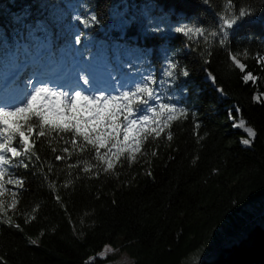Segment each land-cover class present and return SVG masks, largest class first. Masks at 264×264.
<instances>
[{
  "label": "trees",
  "instance_id": "trees-1",
  "mask_svg": "<svg viewBox=\"0 0 264 264\" xmlns=\"http://www.w3.org/2000/svg\"><path fill=\"white\" fill-rule=\"evenodd\" d=\"M233 4L250 5L255 15L231 31L230 43L221 47L170 30L153 37L143 26L150 19L166 29L177 23L212 29L216 14L227 11V0H209L208 5L203 0H0V63L18 40L31 45L33 34L49 37L55 52L69 46L71 15L91 9L102 22L88 32L92 46L111 56L120 48L122 61L138 62L140 70L153 72L163 82L160 91L186 110L166 130L171 140L166 134L149 139L135 163L124 160L115 172L98 177L68 167L78 159L95 163L91 154L56 162L54 156L63 155V141L38 142L43 166L15 170L25 177L18 214L13 215L20 228L0 219V264H86L92 256L91 264H100L96 254L105 245L127 253L133 264H180L213 228L264 195V97L253 99L263 89L257 81L243 83L228 57L230 48L241 53L246 71L256 77L262 72L256 61L264 56V0ZM122 17L128 23H121ZM166 52L178 63V72L190 74H178L171 87L162 77ZM238 119L256 133L249 146L233 126ZM194 264H264V224L250 222L237 240L219 244Z\"/></svg>",
  "mask_w": 264,
  "mask_h": 264
},
{
  "label": "snow or ice",
  "instance_id": "snow-or-ice-1",
  "mask_svg": "<svg viewBox=\"0 0 264 264\" xmlns=\"http://www.w3.org/2000/svg\"><path fill=\"white\" fill-rule=\"evenodd\" d=\"M203 3L208 5L209 0H203ZM75 7L83 6L77 4ZM254 15L250 5L236 6L233 0H227V11L216 14L212 29L192 23H177L166 29L147 19L143 30L153 37L170 30L190 39L203 37L206 44L216 41L225 47L230 43L229 33L248 23ZM120 21L128 23L129 18L122 17ZM70 24L73 47L78 49L82 64L91 65L94 55L88 46L91 41L88 32L102 26L100 16L91 9L76 11L71 15ZM242 54L247 56L248 50L244 49ZM240 55L228 49L229 60L242 74V82L255 83L257 77L246 71L247 65L238 58ZM256 62L264 70V56H258ZM135 68L132 61L122 62L119 69L110 65L105 69L106 82L98 83L88 67L75 68L71 73L72 81L52 80L38 70L20 67V78L14 84H5L0 97V219L4 223L20 228L19 224H14L13 215L18 214L19 195L25 187V177L17 175L15 170L27 172L31 167L43 166L36 150L38 142L43 144L47 141L51 145L53 140L63 141V155H55L56 162L70 161L73 155L91 154L95 163L78 159L68 167L79 168L85 174L98 177L101 172H115L124 160L129 165L135 163L144 155V144L149 139L158 140L163 134L168 140L172 139L171 132L166 130L173 121L184 117L186 110L160 91L163 82H158L153 72L135 71ZM178 69L176 60L169 58L166 52L162 77L168 78L170 87L178 74L190 75L187 70L178 72ZM209 78L215 81L211 74ZM261 96L264 93L253 99L260 102ZM246 132L250 138L256 135L251 128ZM242 142L250 144L249 139ZM51 151L56 153L57 148L51 147ZM151 154L156 156L158 153L154 150ZM47 172L51 173L52 169ZM69 183L64 187L67 188ZM55 199L59 202L61 198L57 195ZM37 210L38 206L32 209L33 212ZM112 251L111 246L106 245L98 255L105 258ZM93 259L89 258L86 264H91Z\"/></svg>",
  "mask_w": 264,
  "mask_h": 264
},
{
  "label": "rangeland",
  "instance_id": "rangeland-1",
  "mask_svg": "<svg viewBox=\"0 0 264 264\" xmlns=\"http://www.w3.org/2000/svg\"><path fill=\"white\" fill-rule=\"evenodd\" d=\"M31 43V45H28L26 41L18 40L14 44V50L8 54L7 61H1L0 97L3 95L2 90L4 89L5 84H8L10 81L14 84L15 81L20 78V76L17 75L18 69L20 67H27V65H32L33 70H38L40 72L43 67L48 70L53 68L52 71L48 72V78H55L57 74H60L66 68L74 70L78 67H88L94 72V78L97 82L105 83L107 77L105 69L110 65L119 69L120 64L127 61L125 59L124 61L121 60L120 56L122 55V51L120 48L116 52L114 50V55L111 56L104 52L105 49L103 47H98L96 45L92 46L91 42H88V46L92 49L94 55V61L91 65L82 64V57L80 56L78 49L73 47L72 44L67 47H60L55 52L52 48V43L50 42L49 37L36 36L34 34L32 35ZM110 51H112V48H110L109 52ZM109 56H111V58ZM137 63L138 62H135L134 65H138ZM134 70L143 72L139 67H136ZM13 76L14 79H11ZM256 81L260 83V87L263 90L256 91L254 96L264 93V70L258 75ZM241 122H243L242 128ZM233 126L244 133V135L240 137L241 141L249 139L251 143L253 138L248 137L244 126L246 128L251 127L246 125L243 119L235 120ZM249 145L250 144L247 146ZM252 221L264 224V195H259L253 198L240 210L230 215L222 225L213 228L204 242L184 256L180 261V264H194L202 256L211 254L219 244L237 240V238L245 232L247 225ZM105 246L96 254V257L102 260L100 264L134 263V259L127 253L121 252L119 249L112 246L111 248L114 251L108 253L105 258H101L98 254L104 250ZM90 258H94V256Z\"/></svg>",
  "mask_w": 264,
  "mask_h": 264
},
{
  "label": "bare ground",
  "instance_id": "bare-ground-1",
  "mask_svg": "<svg viewBox=\"0 0 264 264\" xmlns=\"http://www.w3.org/2000/svg\"><path fill=\"white\" fill-rule=\"evenodd\" d=\"M55 67V66H54ZM53 68H51L50 70L46 69L45 67H43L41 69V73L45 76L48 75V72L52 71ZM48 70V71H47ZM73 72V70H69V68H66L65 70H63L60 74L56 75L55 78H50L52 80H58V81H72L73 80V76L71 75V73ZM53 74V73H52ZM14 79V76L11 78ZM98 83H104V82H98ZM8 84H12V81H10ZM242 128V127H241ZM245 130L247 129L244 126ZM246 132V131H245ZM247 133V132H246Z\"/></svg>",
  "mask_w": 264,
  "mask_h": 264
}]
</instances>
